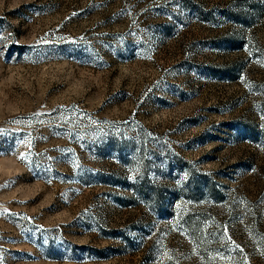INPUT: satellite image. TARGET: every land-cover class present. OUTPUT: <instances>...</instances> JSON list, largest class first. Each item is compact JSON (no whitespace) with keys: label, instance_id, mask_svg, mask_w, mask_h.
I'll return each instance as SVG.
<instances>
[{"label":"rangeland","instance_id":"obj_1","mask_svg":"<svg viewBox=\"0 0 264 264\" xmlns=\"http://www.w3.org/2000/svg\"><path fill=\"white\" fill-rule=\"evenodd\" d=\"M0 264H264V0H0Z\"/></svg>","mask_w":264,"mask_h":264}]
</instances>
